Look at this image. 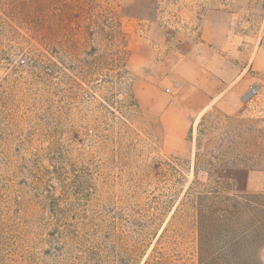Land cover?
Listing matches in <instances>:
<instances>
[{
	"label": "rangeland",
	"instance_id": "374dc122",
	"mask_svg": "<svg viewBox=\"0 0 264 264\" xmlns=\"http://www.w3.org/2000/svg\"><path fill=\"white\" fill-rule=\"evenodd\" d=\"M150 2L0 0V264H198L187 189L264 193V0Z\"/></svg>",
	"mask_w": 264,
	"mask_h": 264
},
{
	"label": "trees",
	"instance_id": "16d2710c",
	"mask_svg": "<svg viewBox=\"0 0 264 264\" xmlns=\"http://www.w3.org/2000/svg\"><path fill=\"white\" fill-rule=\"evenodd\" d=\"M247 1L249 4L257 0ZM157 4L158 0L150 2V6L155 5L156 12ZM156 12L146 16L147 20L156 19ZM262 152L264 149H257L251 154L258 158L256 162L262 161ZM251 155L242 160L243 167L253 170L255 158ZM57 169L54 166L41 169L34 182L38 190L44 189L43 200L37 205L50 207L52 211L56 207V198L46 181ZM191 195L189 187L179 206H191L194 210L198 264H264L261 256L264 248V193L229 196L213 190L194 197ZM149 259L144 264H157Z\"/></svg>",
	"mask_w": 264,
	"mask_h": 264
},
{
	"label": "built area",
	"instance_id": "2783aa9c",
	"mask_svg": "<svg viewBox=\"0 0 264 264\" xmlns=\"http://www.w3.org/2000/svg\"><path fill=\"white\" fill-rule=\"evenodd\" d=\"M261 94V87L259 85H252L242 96V103L244 105H251L254 101H258Z\"/></svg>",
	"mask_w": 264,
	"mask_h": 264
},
{
	"label": "crops",
	"instance_id": "0c3cea01",
	"mask_svg": "<svg viewBox=\"0 0 264 264\" xmlns=\"http://www.w3.org/2000/svg\"><path fill=\"white\" fill-rule=\"evenodd\" d=\"M207 107H208V105L203 102V103H201V105H199V109L195 113L203 112Z\"/></svg>",
	"mask_w": 264,
	"mask_h": 264
}]
</instances>
